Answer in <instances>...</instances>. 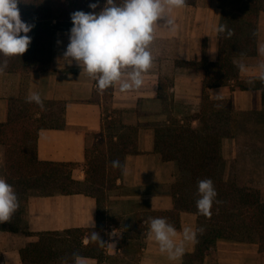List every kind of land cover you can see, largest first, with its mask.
Masks as SVG:
<instances>
[{
  "label": "crops",
  "instance_id": "1",
  "mask_svg": "<svg viewBox=\"0 0 264 264\" xmlns=\"http://www.w3.org/2000/svg\"><path fill=\"white\" fill-rule=\"evenodd\" d=\"M175 27L164 20L155 27L151 44L152 67L144 74L139 89L122 92L113 87L111 103L121 111V122L138 127V149L125 157L124 169L109 192L104 221L106 232V264H183V257L170 261L158 244L148 239L146 213L170 211L175 207L172 185L178 172L172 160H163L155 150V126L174 119L181 123L200 124L205 71L198 62L206 58L216 61L219 53L221 9L216 0H197L194 4L173 9ZM70 27L59 29L53 41L51 58L43 68L25 61L14 65L10 58L7 69L0 73V124L8 117L11 100L26 98L39 92L43 100L65 103V124L42 127L37 136V157L40 160L74 162L73 177L85 178L88 133L103 127L105 98L95 99L97 82L89 78L76 62L68 64L63 53L69 44ZM258 43L264 38L258 37ZM216 50V51H215ZM212 51H215L214 53ZM213 55L215 58L213 59ZM4 57L0 56V61ZM255 55L238 59L247 65L241 79L256 75ZM182 62H194L187 64ZM162 84V86H161ZM161 87L166 96H160ZM212 99L232 101L234 133L223 141L226 164L225 177L234 176L241 186L260 190L264 200V103L260 89H241L234 85H216L209 89ZM101 93V92H100ZM165 107V110H164ZM38 116V115H37ZM5 148L0 144V176L4 175ZM98 224L97 198L85 193L44 194L31 192L22 214L18 231L0 229V264H24L20 248L38 236L31 232L64 230L72 227L93 228ZM196 212L180 211V226L197 229ZM115 233V234H113ZM89 237L85 238V242ZM196 242L188 243L186 251L195 252ZM85 264H99L92 256H81ZM110 259V260H109ZM104 260L101 262V264ZM56 264V263H55ZM71 264V263H62ZM203 264H264V253L256 242L221 239L214 255Z\"/></svg>",
  "mask_w": 264,
  "mask_h": 264
},
{
  "label": "trees",
  "instance_id": "2",
  "mask_svg": "<svg viewBox=\"0 0 264 264\" xmlns=\"http://www.w3.org/2000/svg\"><path fill=\"white\" fill-rule=\"evenodd\" d=\"M197 0H186L194 4ZM106 0H21L18 5L23 21L35 26L28 33L32 41L22 56L10 58L16 65L28 61L34 67L43 68L51 58L53 41L59 29L72 24L71 13L77 10L94 11L89 7L97 3L100 11ZM119 4L121 0H116ZM221 9L220 26L227 25L234 35L219 33V53L216 61L204 58L198 62L205 71V86L202 94L200 124L181 123L174 119L159 122L155 126V150L163 160L177 164L178 172L172 185L175 207L170 211L146 213L151 217H164L175 227L180 226V211L191 210L198 215L197 246L195 252L184 254L183 264H203L214 255L217 242L221 239L238 242H256L264 253V200L260 190L241 186L234 176L226 178V164L222 146L227 137L234 133L232 101L229 98L212 99L209 88L216 85H234L241 89H260L264 103V83L255 76L241 79L236 64L242 56L257 53L259 19L264 13V0H216ZM219 26V27H220ZM23 35V33L21 34ZM16 62V64H15ZM194 64V62H182ZM162 86V84H161ZM163 88L160 96H166ZM103 95V127L93 134L99 139L95 146L86 147L85 178L73 177L74 162L40 160L37 157V136L42 127L65 124V103L43 100V107L27 102L26 98L13 99L8 117L0 124V144L5 147L4 175L13 185L19 198V208L10 221L0 223V229L18 231L28 195L32 190L44 194L85 193L97 198L98 224L94 228L72 227L64 230L31 232L38 236L35 241L20 248L24 264H74L72 254L92 256L99 260L110 256L105 252L106 232L103 224L107 206V188H113L124 169L125 157L138 149V127L121 122V111L113 108V87L98 91L95 99ZM165 110V107H164ZM38 115V117H37ZM119 160L120 168L112 161ZM211 179L217 192L211 216L202 215L196 206L199 180ZM93 232L98 239L92 240ZM89 237L86 243L85 238ZM105 241L101 246L100 238Z\"/></svg>",
  "mask_w": 264,
  "mask_h": 264
},
{
  "label": "clouds",
  "instance_id": "3",
  "mask_svg": "<svg viewBox=\"0 0 264 264\" xmlns=\"http://www.w3.org/2000/svg\"><path fill=\"white\" fill-rule=\"evenodd\" d=\"M20 3L21 0H0V56L4 57L0 61V73L7 69L9 58L22 56L32 41L28 33L35 25L22 20L18 7ZM185 4L186 0H121L119 4L116 0H106L98 12L95 11L97 3L89 5L94 11H74L71 13L73 26L70 29V42L62 59L69 65L76 62L82 72L96 80L100 92L117 85L122 92L139 89L144 84V74L153 64L151 44L155 39L158 21L164 20L165 24L174 28L175 20L171 12ZM217 31L227 32L228 38L234 35L227 25H221ZM257 53L264 58V43H258ZM236 66L241 73L248 70L243 62ZM256 80L264 83V59L258 62L255 78L248 83L254 84ZM220 98L217 94V99ZM26 100L43 107L39 92H30ZM112 166L120 168L121 163L114 160ZM197 194L198 211L210 217L213 203H220L216 201L217 192L213 181L199 180ZM19 206L13 185L6 177L0 176V223L10 221ZM146 223L149 225L148 239L154 240L160 252L166 254L170 261L180 260L185 254L186 245L196 242L198 232L203 233L202 228L194 230L183 227L178 234L175 226L164 217H149ZM99 238L103 246L105 241ZM97 239V232H93L92 240ZM72 258L74 264H85L79 253H73Z\"/></svg>",
  "mask_w": 264,
  "mask_h": 264
},
{
  "label": "rangeland",
  "instance_id": "4",
  "mask_svg": "<svg viewBox=\"0 0 264 264\" xmlns=\"http://www.w3.org/2000/svg\"><path fill=\"white\" fill-rule=\"evenodd\" d=\"M259 37L260 38H264V13L261 14L260 16V19H259ZM107 102V99H105V103ZM38 117V116H37ZM99 143V139L98 137H96L95 135L93 134H88L87 135V144L89 146H92V147H95L97 144ZM2 145V144H1ZM4 147V145H3ZM5 148V147H4ZM5 155V153H4ZM86 162H85V168H86ZM5 167V166H4ZM4 171H5V168H4ZM111 187H108L107 188V191H108V199H109V192L111 191ZM36 191H39V190H32L31 192H36ZM30 192V193H31ZM29 193V194H30ZM108 199H107V202H108ZM104 226H105V222H103ZM106 258H104V262L102 264H106L107 263V260L105 261ZM113 260V263L114 264H119V261L115 258H112ZM110 260V259H109Z\"/></svg>",
  "mask_w": 264,
  "mask_h": 264
}]
</instances>
